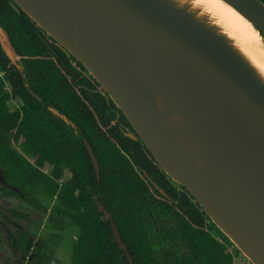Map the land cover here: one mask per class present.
<instances>
[{
	"label": "water",
	"instance_id": "1",
	"mask_svg": "<svg viewBox=\"0 0 264 264\" xmlns=\"http://www.w3.org/2000/svg\"><path fill=\"white\" fill-rule=\"evenodd\" d=\"M220 1L264 35L261 1ZM8 2L100 85L132 129L124 136L142 142L251 264H264V76L215 19L194 0ZM0 35L7 57L18 62L1 27ZM84 144L98 180V163ZM0 182L6 184L1 175ZM93 200L132 264L110 214Z\"/></svg>",
	"mask_w": 264,
	"mask_h": 264
},
{
	"label": "trees",
	"instance_id": "2",
	"mask_svg": "<svg viewBox=\"0 0 264 264\" xmlns=\"http://www.w3.org/2000/svg\"><path fill=\"white\" fill-rule=\"evenodd\" d=\"M0 27L19 59L12 63L0 42V171L6 182L0 183V195L34 206V196L26 188L42 185L44 193L52 197L58 187L56 180L66 169L69 178L58 195L60 208L54 209L49 221L59 228L55 220L65 217L78 229L70 264H128L108 221L97 211L94 196L110 214L132 264H234L233 256L225 252L229 240L216 241L209 234L210 226H215L206 223L197 203L189 202L192 197L181 187L187 198L175 190L141 141L124 136L131 131L126 118L84 67L22 11L10 7L8 0H0ZM14 97L23 105L9 112L6 102ZM9 134L36 155L37 166L43 162L54 166L52 177L32 170L35 168L5 143ZM84 141L98 163V180ZM144 173L178 205L163 198ZM177 208L183 216L177 214ZM7 211L22 222V214ZM152 211L174 215L175 226L166 235L170 246L177 243L189 252L188 259L180 261L168 249L161 260L156 257L148 232ZM16 236L15 241L6 239L12 252L2 264H25L29 245L19 252L24 235L16 232ZM35 247L42 250L44 244L38 242Z\"/></svg>",
	"mask_w": 264,
	"mask_h": 264
},
{
	"label": "rangeland",
	"instance_id": "3",
	"mask_svg": "<svg viewBox=\"0 0 264 264\" xmlns=\"http://www.w3.org/2000/svg\"><path fill=\"white\" fill-rule=\"evenodd\" d=\"M255 29V28H254ZM256 30V29H255ZM261 43H259L264 48V35H260ZM0 42L2 47H5V43L3 41L2 36L0 35ZM261 53L264 55V50L260 49ZM17 63V61H15ZM7 89V86H6ZM8 109L10 111L16 110L20 107L21 102L17 99L14 102L11 100L7 103ZM11 146L19 151L23 156H27L26 147L22 142L12 143ZM69 178V173L66 169H62L61 180L64 183ZM32 193V192H31ZM0 199L2 203L0 204V264L3 263V260L7 258L9 255V247L7 246V236L13 234L16 231L17 227L23 226L27 230L28 240L31 245L36 241H44L46 243H50L49 247L52 249L53 259L55 262L46 261L45 257L41 254H38L36 250H29L26 255V262L28 264H70V257L72 253V246L75 242L78 229L65 217H59V220H55L56 223L60 226L59 229L54 228L51 222H48L47 218L52 215V212L56 210V208H60L57 203V199H48L45 195H38L34 199L36 203H38L41 207L45 209L44 215L37 219L36 221H32L30 219L29 222H18L16 218L12 217L7 211V209H11L16 213H28V209L25 206V203L13 199H8L4 197V195H0ZM55 209V210H54ZM54 220V217H53ZM217 228H213L210 226L209 234L218 242L223 240L224 235L216 230ZM151 236H153L152 229L148 228ZM154 251L157 257H159V245L155 243ZM228 253L233 256L234 264H251L249 260L244 257L233 244L229 245L226 249ZM172 254L174 257L180 261H185L188 259L186 256L185 249L182 247H173ZM160 258V257H159Z\"/></svg>",
	"mask_w": 264,
	"mask_h": 264
},
{
	"label": "flooded vegetation",
	"instance_id": "4",
	"mask_svg": "<svg viewBox=\"0 0 264 264\" xmlns=\"http://www.w3.org/2000/svg\"><path fill=\"white\" fill-rule=\"evenodd\" d=\"M88 74V73H87ZM89 75V74H88ZM105 93V92H104ZM106 94V93H105ZM107 95V94H106ZM15 99H17V100H19L20 102H21V105H20V107L23 105V103H22V101H21V99L19 98V97H14V98H12V99H9L7 102H6V106H7V109H8V105H7V103L11 100V102H14V100ZM20 107H18L16 110H14V111H10L9 109V112H16L18 109H20ZM131 128V127H130ZM132 130V129H131ZM129 132V131H128ZM16 142H22L21 140H17V141H14L12 138H11V135L9 134V139L7 140V141H5V143L6 144H8V146L13 150V151H15L17 154H19L27 163H29L31 166H33V168H35V169H32V170H37L40 174H42L43 176H46V177H52V170H53V168H54V166H51V165H49L48 163H46V162H43L42 163V165H40V166H37L36 164H35V161H36V155L33 153V152H30L28 149H27V147L24 145V143H23V145L26 147V150H27V156H23L22 154H20L19 153V151H17L16 149H14L12 146H11V144L12 143H16ZM0 175H1V171H0ZM166 176V175H165ZM167 177V176H166ZM168 178V177H167ZM5 181V180H4ZM171 182H172V186L175 188V190L177 191V192H180V195H182L184 198H187V195H185L184 194V192L182 191V190H180V186L179 185H177L176 183H174L172 180H170ZM1 183V182H0ZM6 183V182H5ZM3 184V183H2ZM56 184H57V191H56V194L54 195V196H52V197H50V196H47L45 193H44V191H43V188H42V185H40L38 188H35L34 190H32L31 188H26V190H30V192H32V195L34 196V198L36 197V196H38V195H45L48 199H50V200H52V199H57V203H58V205L60 206V204H59V199H58V195H59V192H60V189H61V187H62V184H63V182H62V180H61V177L59 178V179H57L56 180ZM4 185H6V184H4ZM153 187V186H152ZM182 188V187H181ZM13 191H15V192H17V190L15 189V188H11ZM162 189V188H161ZM184 189V188H183ZM185 190V189H184ZM164 191V190H163ZM186 191V190H185ZM187 192V191H186ZM162 196V195H161ZM167 196H168V194H167ZM163 197V196H162ZM170 199H167V198H165V197H163V198H165L166 200H168V201H170L173 205H178V202L176 201V200H172V198L170 197V196H168ZM192 197V196H191ZM13 200H17V199H13ZM188 200H189V202L190 203H193V202H195V200L192 198V199H190V198H188ZM17 201H20V200H17ZM22 202V201H21ZM23 203H25V202H23ZM196 203V202H195ZM25 206H26V208L28 209V213H21L22 214V217H23V219H22V221L25 223V222H29L30 221V219L34 222V221H36L37 219H40L43 215H44V213H45V209L43 208V207H41L38 203L36 204V205H30V204H28V203H25ZM200 208V207H199ZM56 209H58V208H56ZM11 210V209H10ZM11 211H13V210H11ZM14 212V211H13ZM176 212H177V214H179V215H182L183 216V213H182V210L181 209H179V208H177V210H176ZM203 212V211H202ZM16 213V212H15ZM204 213V212H203ZM205 214V213H204ZM172 216H174V215H164L163 213H161L160 211H157L156 213H154L153 211H152V213H151V215H150V218H149V224H150V226L148 227V228H150V229H152V231H153V236H151V234H150V232H149V234H150V237H151V239H152V243H153V248H154V246H155V243H158V245H159V253H160V255H159V257H157V255H156V257L157 258H159L160 260H161V254H162V252H165V250H167L168 249V251L170 252V254H172V248L173 247H177L178 246V244L177 243H175V244H173L172 246H170V244H169V242H170V240L167 238V235H166V233H168V231L170 230V228L171 227H174L175 226V223H174V220H173V217ZM12 217H14V216H12ZM50 217V216H49ZM49 217L47 218V220H48V222H50L49 221ZM204 219H208L209 220V218L206 216V214L204 215V217H203ZM206 221V223H209V222H211L210 220L209 221ZM59 221H57V223H58ZM53 225V227L54 228H57V229H59L58 227H56L54 224H52ZM152 227H154V229L152 228ZM16 232H21L23 235H24V243H22V247L20 246L19 247V252H24V246L26 245V244H28L29 245V250H36V252L38 253V254H41L42 256H43V258L45 257V260L48 262V261H50V262H55V259H53L54 257H53V254H52V249H50V247H49V244L50 243H46V242H42V241H36L35 243H33L32 245H31V243H30V241L27 239L28 238V235L26 234L27 233V230L25 229V227H23V226H18L17 227V229H16V231H14L13 232V234H10V235H8L7 236V238H12V241L14 240L15 241V238L17 237L16 236ZM225 237V236H224ZM6 238V239H7ZM27 242V243H26ZM38 242H41V243H43L44 244V248L42 249V250H38L35 246H36V244L38 243ZM24 245V246H23ZM8 246V245H7ZM10 252H12V249H10L9 250ZM29 252V251H28ZM185 252L187 253L186 254V256H188L189 257V252H187V250H185ZM226 253H228L227 251H225ZM27 255V254H26ZM26 255H25V264L27 263L26 262ZM173 255V254H172ZM174 256V255H173ZM48 257H50L49 259H48Z\"/></svg>",
	"mask_w": 264,
	"mask_h": 264
},
{
	"label": "bare ground",
	"instance_id": "5",
	"mask_svg": "<svg viewBox=\"0 0 264 264\" xmlns=\"http://www.w3.org/2000/svg\"><path fill=\"white\" fill-rule=\"evenodd\" d=\"M204 13L213 17L222 29L233 38L235 46L264 76V55L253 43H261L254 27L233 8L220 0H194Z\"/></svg>",
	"mask_w": 264,
	"mask_h": 264
}]
</instances>
